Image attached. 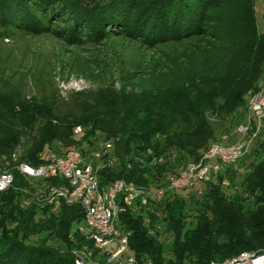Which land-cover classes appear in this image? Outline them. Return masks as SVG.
Here are the masks:
<instances>
[{"label": "trees", "instance_id": "1", "mask_svg": "<svg viewBox=\"0 0 264 264\" xmlns=\"http://www.w3.org/2000/svg\"><path fill=\"white\" fill-rule=\"evenodd\" d=\"M60 16L70 18L74 39L114 31L151 47L188 43L148 71L127 73L119 86L74 92L65 106L53 94L39 100L15 85L0 88V169L13 172L14 186H28L14 169L19 161L37 165L52 151L85 153L108 141L98 161L100 185L122 178L162 187L215 141L208 114L231 118L264 84V29L254 0H0V25L39 31L43 17L49 23ZM199 55L203 67L189 61ZM258 136L241 159L247 164L240 190L230 192L238 159L214 172L198 194L182 189L145 205H123L119 218L130 231L132 253L153 264L264 253V140ZM23 138L28 143L19 152ZM23 197L14 187L0 191V264H74L71 250L91 245L79 231L81 206L24 205Z\"/></svg>", "mask_w": 264, "mask_h": 264}, {"label": "built area", "instance_id": "2", "mask_svg": "<svg viewBox=\"0 0 264 264\" xmlns=\"http://www.w3.org/2000/svg\"><path fill=\"white\" fill-rule=\"evenodd\" d=\"M244 110L245 122L237 128L243 139L241 142L227 145L215 141L209 143L198 160L188 162L178 173L169 175L166 184L159 188L138 185L122 178L100 185L98 161L101 154L111 147V143L106 141L85 153L78 147H69L61 153L52 151L45 161L37 165L17 162L14 169L28 182L25 187L14 186L13 172L0 169V191L10 187L18 189L24 193V205L79 204L83 211V225H79V231L87 235L91 245H80L71 250L74 264H153L151 260L138 258L132 253L130 231L120 223L122 206L159 201L171 191L187 189L197 180L210 179L214 172L248 153L264 123V84L248 95ZM79 130L80 127L75 128V132ZM13 159L16 160L15 157ZM210 160L214 161L213 164ZM52 179L58 180L53 182ZM223 182L226 183L225 180ZM208 264H264V253L243 251Z\"/></svg>", "mask_w": 264, "mask_h": 264}, {"label": "rangeland", "instance_id": "3", "mask_svg": "<svg viewBox=\"0 0 264 264\" xmlns=\"http://www.w3.org/2000/svg\"><path fill=\"white\" fill-rule=\"evenodd\" d=\"M254 5L258 27L263 30V0H254ZM39 15L47 17L45 13ZM45 17L43 20L46 25L39 31L25 30L15 24L0 25V88L15 85L20 87L26 96H35L39 100L53 94L60 106H65L63 102L69 101L74 92L95 90L112 84L119 86L125 81L123 79L126 75L148 71L151 69L150 65L161 64L167 61L166 57L179 55L186 50L185 45L188 43L183 41L180 45L177 42H167L151 47L127 35L113 33L114 31L96 38L74 39L68 34L67 24L70 18L51 17L48 18V23ZM204 57L199 55L189 61L203 67ZM152 59L155 61L152 62ZM154 68L161 69L159 65ZM245 115L244 108L228 119L215 118L208 114L215 142L224 145L241 142L243 139L237 128L245 122ZM257 140H264V123ZM27 143L28 139L23 138L18 151L23 152ZM262 154L264 152L261 151L260 155ZM48 155L49 153L45 155V160ZM245 157L247 155L242 156L234 165L238 175L230 192L235 190V187L241 189V172L247 164L242 163L241 159ZM209 162L213 164L214 161ZM204 181H196L182 193L190 196L198 194L199 190L205 188ZM188 220L194 224L192 216L188 217ZM79 225L82 226L83 222Z\"/></svg>", "mask_w": 264, "mask_h": 264}]
</instances>
